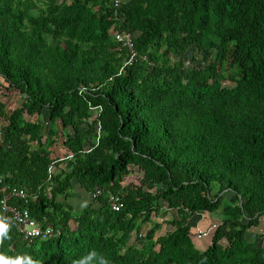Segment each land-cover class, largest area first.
Returning <instances> with one entry per match:
<instances>
[{
  "label": "trees",
  "instance_id": "obj_1",
  "mask_svg": "<svg viewBox=\"0 0 264 264\" xmlns=\"http://www.w3.org/2000/svg\"><path fill=\"white\" fill-rule=\"evenodd\" d=\"M115 2L0 0V81L22 98L6 111L0 97V200L24 189L30 197L12 202L61 228L30 242L10 224L0 254L264 264V245L248 237L264 216V0ZM116 31L133 35L132 64ZM75 182L103 188L100 202L75 212ZM202 211L222 215L204 249L186 224Z\"/></svg>",
  "mask_w": 264,
  "mask_h": 264
},
{
  "label": "built area",
  "instance_id": "obj_2",
  "mask_svg": "<svg viewBox=\"0 0 264 264\" xmlns=\"http://www.w3.org/2000/svg\"><path fill=\"white\" fill-rule=\"evenodd\" d=\"M119 0H116L115 5H119ZM116 38L119 41L124 42L131 51V55L127 60V64H132L136 58L137 52L134 47L133 35L129 32L116 31ZM4 196L0 200L2 210L10 224H14L22 237L28 241H32L38 237L49 238L55 237L61 233V228L53 224L44 225L38 219L32 217L28 208H20L17 204L13 203V199H27L30 197L29 193L21 188L6 187L4 190ZM105 193L104 189L97 186L94 191L91 192L92 199L95 204L100 202V198ZM107 201L113 210L118 211L123 207V201L119 194L112 191H107ZM219 224V223H218ZM218 224H214L211 228H215ZM199 229L197 232L198 238H203L208 235L209 230Z\"/></svg>",
  "mask_w": 264,
  "mask_h": 264
},
{
  "label": "rangeland",
  "instance_id": "obj_3",
  "mask_svg": "<svg viewBox=\"0 0 264 264\" xmlns=\"http://www.w3.org/2000/svg\"><path fill=\"white\" fill-rule=\"evenodd\" d=\"M193 53H195V48L192 47L188 53L184 54L183 55V60L187 61L189 60L190 58H192V55ZM199 64V61H196L194 63L195 66H197ZM184 73H186V71H184ZM228 85H232L231 82H226ZM1 84L3 86H1ZM0 97H2L6 102H7V107H6V111H9V110H12L14 109L15 107H18L21 105V102H22V98L20 97V94L11 89V87L9 86V84L5 83L3 81V78H1V81H0ZM45 129L44 131L47 132L48 129H49V121H48V111L46 110L45 113ZM3 125H4V121L3 119L0 117V135H1V131H2V128H3ZM84 128L87 127L86 124L83 125ZM138 168L136 167L133 171V173L128 177V183H129V187H132L133 184L136 182V179L139 175L140 172H138ZM134 175V176H133ZM89 199H88V193L85 189H83L77 182H75V186H74V189H73V197L69 199V202L72 204L73 208H74V211L75 212H81L82 209H84L86 207V204L88 203ZM217 216V215H216ZM171 217H174V215H172V213L168 212L167 213V216L166 218H171ZM219 218V216H217ZM160 221L162 220V218L159 219ZM194 224L193 222H190L187 224V228L191 229V232H194L195 230L193 226H191L190 224ZM146 225L143 226L142 228V232L146 229ZM168 229V225L167 224H164L163 225V231ZM196 230L197 227H195ZM210 229V227H209ZM214 228H211V230H209V233L207 236H205V238L203 239H198V237L196 236L194 239H195V244L197 246H201V242L204 241L205 243V239L209 238V235L213 232ZM162 231V229L160 230ZM252 231H256L257 232V235L255 233L251 234L250 232ZM260 232V233H259ZM248 237L251 238V239H256L257 243L258 244H262L264 245V236H262V234H264V216L261 218V223L258 227L256 228H253L252 230H250L248 232ZM133 241H135L136 243L138 244H142L143 241H144V236H143V233H140L136 236L133 237ZM204 249V248H203Z\"/></svg>",
  "mask_w": 264,
  "mask_h": 264
},
{
  "label": "clouds",
  "instance_id": "obj_4",
  "mask_svg": "<svg viewBox=\"0 0 264 264\" xmlns=\"http://www.w3.org/2000/svg\"><path fill=\"white\" fill-rule=\"evenodd\" d=\"M9 230L10 223L7 218L0 217V244H2L5 239L10 238L8 236ZM95 255V253H90L84 259L74 262V264H90ZM0 264H39V262L34 261L30 256L16 257L13 259L0 254ZM100 264H108V261L100 258Z\"/></svg>",
  "mask_w": 264,
  "mask_h": 264
},
{
  "label": "crops",
  "instance_id": "obj_5",
  "mask_svg": "<svg viewBox=\"0 0 264 264\" xmlns=\"http://www.w3.org/2000/svg\"><path fill=\"white\" fill-rule=\"evenodd\" d=\"M88 199H89V201L86 204V206H88L92 202L90 194H88ZM216 215L219 216V218ZM221 219H222V215L220 213L202 211V212L196 214L195 216H192L190 219H188L186 224L193 222L194 224L191 223L190 225L193 226L194 228L197 227V229L199 228V229H203V230H208L209 227L211 228L214 224L220 223ZM250 233L251 234L255 233L257 235L256 231H252ZM255 241H256V239H255ZM201 244L202 245L199 246V248H201V249L206 248L208 245V241L205 240V243H204V241H202Z\"/></svg>",
  "mask_w": 264,
  "mask_h": 264
}]
</instances>
